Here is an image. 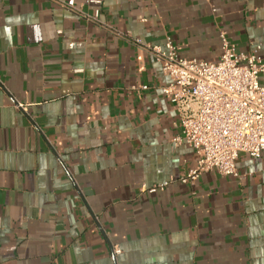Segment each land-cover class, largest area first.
<instances>
[{
  "label": "crops",
  "instance_id": "0c3cea01",
  "mask_svg": "<svg viewBox=\"0 0 264 264\" xmlns=\"http://www.w3.org/2000/svg\"><path fill=\"white\" fill-rule=\"evenodd\" d=\"M221 32L264 56V0H0V264H264V155L181 184L196 156L134 43L216 62Z\"/></svg>",
  "mask_w": 264,
  "mask_h": 264
},
{
  "label": "built area",
  "instance_id": "2783aa9c",
  "mask_svg": "<svg viewBox=\"0 0 264 264\" xmlns=\"http://www.w3.org/2000/svg\"><path fill=\"white\" fill-rule=\"evenodd\" d=\"M221 55L216 62L184 58L178 45L167 39L162 46L143 45L161 65L170 83L160 89L175 107L181 122L175 145L185 144L196 156V168L178 181L193 185L200 175L214 172L236 175L240 154L264 155V56L261 47L242 53L220 33ZM146 90V87L142 88ZM170 183L142 187L155 194ZM121 253L115 247V256Z\"/></svg>",
  "mask_w": 264,
  "mask_h": 264
}]
</instances>
